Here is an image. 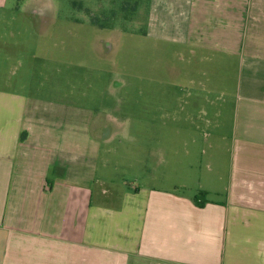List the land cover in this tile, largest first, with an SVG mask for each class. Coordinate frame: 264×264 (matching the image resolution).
<instances>
[{"label": "crops", "instance_id": "0c3cea01", "mask_svg": "<svg viewBox=\"0 0 264 264\" xmlns=\"http://www.w3.org/2000/svg\"><path fill=\"white\" fill-rule=\"evenodd\" d=\"M146 26L233 63L223 186L109 190L97 110L0 92V264H264V0H150Z\"/></svg>", "mask_w": 264, "mask_h": 264}, {"label": "rangeland", "instance_id": "374dc122", "mask_svg": "<svg viewBox=\"0 0 264 264\" xmlns=\"http://www.w3.org/2000/svg\"><path fill=\"white\" fill-rule=\"evenodd\" d=\"M119 2L0 6V92L97 110L95 133L112 136L99 166L109 190L184 183L198 195L201 184L221 188L231 127L219 98L234 92L233 63L221 69L215 59L149 37V2L140 0L136 11L121 10ZM112 11L114 27L91 24V17Z\"/></svg>", "mask_w": 264, "mask_h": 264}, {"label": "trees", "instance_id": "16d2710c", "mask_svg": "<svg viewBox=\"0 0 264 264\" xmlns=\"http://www.w3.org/2000/svg\"><path fill=\"white\" fill-rule=\"evenodd\" d=\"M139 1L140 0H121V2H119V6H120V9L124 10V11H127L130 8L132 10L136 11ZM147 2H150V0H147ZM113 4L114 5L116 4V0H113ZM132 4H133V7L131 6ZM108 14H110V15L107 16ZM108 14L102 13L100 17H91L90 16L91 17V19H90L91 24L93 26L99 27L101 29L114 27L113 22L115 21V17L117 16V13L112 11L111 13H108ZM21 138H22V140L26 138L25 132L22 134ZM206 195L207 194L205 192L200 191L199 194L194 197L193 201L195 202V204L197 206L205 207V205L208 203V201L206 199Z\"/></svg>", "mask_w": 264, "mask_h": 264}]
</instances>
